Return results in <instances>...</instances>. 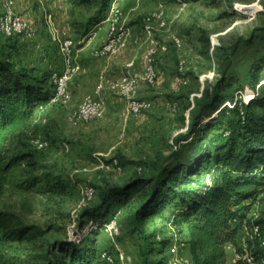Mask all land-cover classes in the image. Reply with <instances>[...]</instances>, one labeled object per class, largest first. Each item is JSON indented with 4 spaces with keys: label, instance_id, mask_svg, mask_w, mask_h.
Segmentation results:
<instances>
[{
    "label": "rangeland",
    "instance_id": "374dc122",
    "mask_svg": "<svg viewBox=\"0 0 264 264\" xmlns=\"http://www.w3.org/2000/svg\"><path fill=\"white\" fill-rule=\"evenodd\" d=\"M57 2L69 8L67 24L71 30L77 29L75 35L64 31L58 35L59 32L50 29L55 26L56 18L49 8L43 12L38 28L34 22L16 13L29 23L30 30L13 37L0 31V47L4 54L10 55L19 68L47 81V89L54 92L52 76L64 70L61 42L74 41L79 63L77 50L81 44L95 40L99 34L104 35L103 41L98 42L101 46L109 38L112 18L117 14V27L130 33L128 44L122 49L130 50L129 63H135L133 69L127 66L131 71L130 78L146 71L145 55L153 45L152 40L166 47L152 62L158 71L156 83L138 79L132 95L152 101L153 108L139 115H126L130 97L106 86L108 107L105 115L73 124L71 117L85 97L93 93L90 88L73 86L81 69L70 82V98L66 103H48L38 109L35 119L38 134L5 145L11 155L25 157L16 169L21 175L20 180L37 176L43 180L41 185L60 183L64 191L41 195L34 189L23 194L6 189L0 194V207L17 210L28 221L45 229L55 225L48 232L51 240L68 239L79 244L81 237L97 231L100 252L113 255L114 264H180L182 259L192 260L185 242L187 234L180 235L170 226L167 210L165 218L156 216L146 221V238L135 232L130 224V209L137 205L133 201L123 206L110 201L109 214L100 220L97 228L95 222L87 220L81 231L78 218L85 207L101 204V194L108 187L123 186L137 176H152L158 169L154 163H161L162 157H174L165 162L173 165L175 153L182 155L188 150L191 139L180 144L176 139L191 132V110L202 97L207 82L223 81L227 86L224 93L234 95L236 100L247 101L248 96L264 95V85H261L264 67L258 81L253 76L264 59V0H113L109 9L103 12L97 7L74 6L69 0ZM113 5L115 13H112ZM160 13L167 21L164 27L157 16ZM50 14L53 15L51 22L48 21ZM147 27L153 31L152 37H149ZM136 38L139 39L137 43ZM176 38L180 39L181 46L176 44ZM211 38L217 43L215 47ZM122 75L121 78L125 77ZM180 80L186 83L178 92L173 87ZM173 101L179 103L177 111L168 106ZM219 115L213 111L210 118L202 117L196 135L207 142L215 138L227 126L221 122L225 120L224 116L218 122ZM211 124L224 126L210 129ZM180 146L183 147L181 152ZM88 188L95 190L90 200L85 195ZM259 199L254 203L252 217L263 221L260 236L255 234L254 227H244L239 241L247 250L252 243L254 251L264 252V194ZM111 220L117 223L118 235L108 229ZM152 234L156 238H151ZM162 240L169 241V246L162 248ZM122 253L128 257L124 263L120 258ZM227 254L229 262L238 258L231 246ZM190 264H194L193 260ZM254 264H264V258Z\"/></svg>",
    "mask_w": 264,
    "mask_h": 264
},
{
    "label": "trees",
    "instance_id": "16d2710c",
    "mask_svg": "<svg viewBox=\"0 0 264 264\" xmlns=\"http://www.w3.org/2000/svg\"><path fill=\"white\" fill-rule=\"evenodd\" d=\"M69 1L74 6L97 7L101 12L113 2ZM263 64L264 59L253 74L255 81ZM46 82L19 68L0 47V194L6 189L18 194L34 189L41 195L64 191L60 183L47 181L41 185L43 180L37 176L20 180L16 169L25 157L11 155L5 149L9 141L38 134L36 113L54 96ZM226 88L223 81L207 82L191 110V132L176 139L177 144L191 139L188 150L182 155L175 153L173 165L166 163L174 157H162L161 163H154L158 169L152 176H137L123 186L108 187L101 194V204L85 207L79 215L81 231L87 220L95 222L96 228L100 226V220L109 214L110 201L121 206L133 201L137 205L130 209L129 220L134 231L146 238V221L156 216L165 218L167 210L170 226L180 235L187 234L185 242L194 264H254L264 258V252L254 251L252 243L247 250L239 241L244 227H262L263 222L254 220L252 209L264 194V95L248 96L246 102L224 93ZM213 111L220 114L218 122L225 117L221 122L227 126L207 142L195 132L201 118H210ZM222 124H211L209 128ZM247 200L249 203H245ZM54 228L49 225L45 229L17 210L0 207V264L106 263L97 246V231L81 237L77 244L68 239H49L48 232ZM151 238L156 237L152 234ZM160 244L166 248L169 241L162 240ZM230 246L238 255L232 262L227 258ZM247 253L250 254L246 256Z\"/></svg>",
    "mask_w": 264,
    "mask_h": 264
},
{
    "label": "built area",
    "instance_id": "2783aa9c",
    "mask_svg": "<svg viewBox=\"0 0 264 264\" xmlns=\"http://www.w3.org/2000/svg\"><path fill=\"white\" fill-rule=\"evenodd\" d=\"M15 0H6V8L5 11L0 16V31L8 36L13 37L16 35H21L26 31L30 30V25L27 21H25L21 16L17 15L14 11ZM116 12V7L113 5L112 13ZM158 18H161V27L166 26L167 21L162 18L163 13L157 15ZM53 20V15H49L48 21L51 22ZM119 20V16L116 14V17L112 18L111 29L109 38L94 51V55L99 58L109 57L118 51L126 48L128 44V37L130 36L129 31L124 29H119L117 27V22ZM147 33L149 37H152L153 31L150 27H147ZM139 41L138 38L135 39V43ZM212 44L215 47L216 42L214 38H211ZM175 42L178 46H181L180 39L176 38ZM152 47L148 50L145 55V59L148 62L146 67V71L144 74H135L134 77L130 78L129 76H125L116 82H109L107 86L113 91L120 92L122 94L130 97L128 101L127 108L125 110L126 115H139L150 111L153 108V102L147 99H137L132 95L135 94V83L138 82V79H142L148 83H156L158 79V71L156 67L152 64L153 60L160 52V50H165L166 47H162L159 43H155L152 40ZM61 52L64 56V70L61 74L54 73L52 76V81L54 84V96L49 103H58L64 102L66 103L69 98V85L73 77L81 71L82 67L80 63L76 60V49L75 43L71 39H66L61 42ZM135 63L134 61L128 64V68L133 69ZM180 70L183 71L184 67L181 65ZM186 81L180 80L174 88L175 91H180L182 84H185ZM261 85H264V81H262ZM105 90L103 86H99L94 94H90L81 102L76 113L71 117V121L73 124H79L82 122L92 121L98 118H101L105 115L107 111V100L104 94ZM247 100L246 102H248ZM48 104V103H47ZM46 105V104H45ZM45 105H42L40 108H43ZM227 105L231 106L230 102ZM169 108L173 111H177L179 108V103L177 101H173L169 103ZM43 146V145H42ZM264 176V173H262ZM85 195L88 200L92 199L95 195V190L93 188H88L85 192ZM108 229L112 234L118 235V226L115 220H111ZM95 227V226H94ZM255 234L260 236V226H254ZM121 262H125L128 258L126 254H121L120 256ZM101 259L107 264H114L115 258L113 255L108 253L107 251H103L101 254ZM192 262L191 259H182L180 264H190ZM249 262L252 263V259L249 258ZM125 264V263H124Z\"/></svg>",
    "mask_w": 264,
    "mask_h": 264
},
{
    "label": "crops",
    "instance_id": "0c3cea01",
    "mask_svg": "<svg viewBox=\"0 0 264 264\" xmlns=\"http://www.w3.org/2000/svg\"><path fill=\"white\" fill-rule=\"evenodd\" d=\"M22 1L23 0H15V13L21 14L25 19L34 22L37 28L41 27V18L44 15L43 12L49 8L55 14L56 18L55 26H53V28L50 27V29L59 32L58 35H61V31L66 32V34H74V32H76L77 29L73 31L67 24L68 21L66 18L70 16L68 12L69 8L60 6L57 0H27L25 4H23ZM29 2H32V4L29 5ZM5 8V0H0V13H3ZM55 36L56 35H54V37ZM102 37H104V35L99 36V34H97L94 37L95 40L91 39L90 42H87L85 45L81 44L77 50V59L82 65V71L73 80V86H77L78 88H90L93 90L92 94L95 93L99 85L103 86L105 89L110 81L120 79L124 76L122 74H125V76L131 74V71L127 69V64L131 60V52L129 49L122 50L108 58H99L94 55L93 51L100 46L101 42L99 44L98 42L103 41ZM143 92L146 94L151 93L150 91Z\"/></svg>",
    "mask_w": 264,
    "mask_h": 264
}]
</instances>
